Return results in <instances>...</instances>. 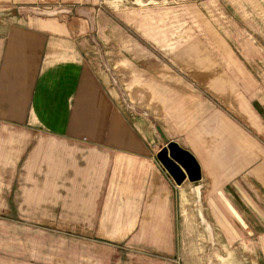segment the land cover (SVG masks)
I'll use <instances>...</instances> for the list:
<instances>
[{
	"label": "crops",
	"instance_id": "0c3cea01",
	"mask_svg": "<svg viewBox=\"0 0 264 264\" xmlns=\"http://www.w3.org/2000/svg\"><path fill=\"white\" fill-rule=\"evenodd\" d=\"M56 1L86 0H0L18 16L0 21L1 213L67 226L79 264H122L125 248L132 264H178L195 225L223 264H264V45L198 46L196 73L159 66L121 92L93 78L72 12L34 9ZM170 144L197 182L189 161L168 174Z\"/></svg>",
	"mask_w": 264,
	"mask_h": 264
},
{
	"label": "rangeland",
	"instance_id": "374dc122",
	"mask_svg": "<svg viewBox=\"0 0 264 264\" xmlns=\"http://www.w3.org/2000/svg\"><path fill=\"white\" fill-rule=\"evenodd\" d=\"M64 5L58 1L39 2L34 9L45 10V16L49 12L46 9L66 8L72 12L68 17L77 25L78 42L84 41L80 52L93 78L100 82L102 77L110 89L118 86L121 92L122 84L127 87L131 83L132 73L141 75L144 82L148 77L145 75L153 74V68L159 66L181 75L196 73L198 46L223 57L230 51L213 47L219 42L252 39L264 45V0H86ZM14 7L13 12L20 15L19 10L25 6ZM14 17L18 16L0 12V21L8 23ZM113 95L117 97L116 93ZM125 100L127 106L126 97ZM3 211L0 210V264H68V260L80 263L77 257L66 256L67 226L11 222L15 215ZM211 232L209 225L190 226L188 248L178 264H223V258L215 254L219 247L211 239ZM54 246L61 247L59 258L48 255ZM121 251L122 264H132V252L126 248Z\"/></svg>",
	"mask_w": 264,
	"mask_h": 264
},
{
	"label": "water",
	"instance_id": "95a60500",
	"mask_svg": "<svg viewBox=\"0 0 264 264\" xmlns=\"http://www.w3.org/2000/svg\"><path fill=\"white\" fill-rule=\"evenodd\" d=\"M168 150L170 152V160H165L164 157H161V160H160L163 163V166L165 167L168 174L170 175L176 174V172L174 171L175 168L173 166V162H177L179 164H182V163L188 164V161H189L194 171L193 172L194 176L193 178H191V181L197 182L199 180L197 166L192 162V159L189 157V155L181 151L180 149H178V147L174 144H170L168 146ZM164 155H167V152H165Z\"/></svg>",
	"mask_w": 264,
	"mask_h": 264
}]
</instances>
